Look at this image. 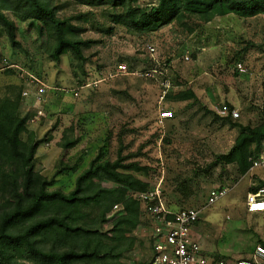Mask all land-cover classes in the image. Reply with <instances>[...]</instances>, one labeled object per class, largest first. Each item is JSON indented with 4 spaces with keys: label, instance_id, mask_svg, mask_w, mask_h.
Segmentation results:
<instances>
[{
    "label": "rangeland",
    "instance_id": "rangeland-1",
    "mask_svg": "<svg viewBox=\"0 0 264 264\" xmlns=\"http://www.w3.org/2000/svg\"><path fill=\"white\" fill-rule=\"evenodd\" d=\"M49 1L70 29L67 36L82 42L83 60L69 51L55 60V38L44 23L6 11L15 24L18 47L0 25V101L19 102L22 116H28V132L35 134L39 146L35 170L51 182L48 190L71 194L93 163L117 160L146 168L125 172L149 189L161 184L176 211L203 208L211 190L226 189L227 195L203 211L196 227L204 255L227 264H264L258 255L259 248L264 249V213L246 210L248 194L264 186V169L250 168L243 174L237 164L222 159L235 146L241 126L256 129L264 124V13L210 18L187 13L156 32H136L115 22L122 9ZM158 4L140 0L135 7L147 11ZM150 46L156 49L154 56ZM123 63L156 68L162 74L118 77L80 90L79 97L68 91L83 86L100 70ZM27 75L64 90L49 94L45 117L35 122L34 102L22 97ZM225 105L239 117L221 114ZM163 111L173 112V117L162 126L158 121ZM28 135L23 133L22 140ZM256 147H250L252 159L264 155V139L259 152ZM95 182L105 189L118 187L105 179ZM5 200L0 194V214L7 210ZM118 204L105 221L100 217L104 206L84 209L83 225L113 237L116 220L125 215ZM142 207L138 227L125 239L95 238L113 256L122 254L110 262L150 261L152 229ZM41 248L49 250L50 245ZM20 254L14 262L34 264Z\"/></svg>",
    "mask_w": 264,
    "mask_h": 264
},
{
    "label": "trees",
    "instance_id": "trees-1",
    "mask_svg": "<svg viewBox=\"0 0 264 264\" xmlns=\"http://www.w3.org/2000/svg\"><path fill=\"white\" fill-rule=\"evenodd\" d=\"M74 1L89 7L122 9L115 22L136 32H156L181 21L187 13L209 18L228 13H264V0H155L159 1L158 6L147 11L135 7L140 0ZM6 11H13L24 20L44 23L55 38V60L68 51L78 60L84 59L82 42L67 36L70 29L58 19L49 0H0V25L12 45L18 47L16 27L5 15ZM20 107L19 102L0 101V194L5 196L7 205V210L0 214V264H18L14 256L20 253L34 264H114L109 260H119L122 254L113 256L95 238L119 241L138 227L143 216L141 206L129 197V192L146 191L149 185L125 171L146 168L136 163L125 164L123 160L93 163L78 178L74 192L68 195L50 192L51 182L35 170L39 146L35 134L28 132V116H22ZM241 128L235 146L222 159L237 164L245 174L252 167L250 147L255 144L257 151L260 150L264 124L256 129ZM23 133H29L27 141L22 140ZM96 179L108 180L118 187L105 189ZM118 203L123 205L125 215L116 220L113 237L83 225L87 217L84 209L104 206L100 217L105 221L106 214ZM43 244H49L50 249L41 248Z\"/></svg>",
    "mask_w": 264,
    "mask_h": 264
},
{
    "label": "built area",
    "instance_id": "built-area-1",
    "mask_svg": "<svg viewBox=\"0 0 264 264\" xmlns=\"http://www.w3.org/2000/svg\"><path fill=\"white\" fill-rule=\"evenodd\" d=\"M151 55L156 54V49L150 46ZM3 61L0 57V68ZM10 69L13 67H9ZM162 74L156 68H139L123 63L113 70L103 69L89 79L83 86L68 90L75 97L80 96V90L99 87L109 83L118 77H144L150 78L154 74ZM26 85L23 88L22 97L27 102H34L31 107L35 110L32 121L35 122L45 117L44 106L49 102V94L52 91H64L63 89L50 88L47 84L31 75L26 76ZM220 113L233 119L239 117V112L231 110L228 106L220 109ZM173 117V112L160 113L159 124ZM251 170L264 169V155L257 159H251ZM130 197L139 203L143 213L149 220L152 229V250L148 264H227L222 260H211L204 255L200 240L196 235V227L202 218V213L222 200L228 190L215 188L210 191L205 207L174 210L171 208L161 184L146 191L129 192ZM123 206V205H122ZM119 204L114 206L118 209ZM122 210V209H121ZM246 210L249 213H264V186L258 191L251 192L247 196ZM258 255L264 259V249L259 248ZM238 264H253L241 261Z\"/></svg>",
    "mask_w": 264,
    "mask_h": 264
}]
</instances>
